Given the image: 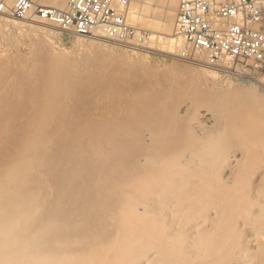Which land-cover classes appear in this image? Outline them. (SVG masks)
Returning a JSON list of instances; mask_svg holds the SVG:
<instances>
[{"label":"rangeland","instance_id":"1","mask_svg":"<svg viewBox=\"0 0 264 264\" xmlns=\"http://www.w3.org/2000/svg\"><path fill=\"white\" fill-rule=\"evenodd\" d=\"M23 24L43 26L37 22ZM134 27L141 29L139 26ZM52 28L55 31L52 30L51 34L43 36L29 35L17 29L2 31L0 28V75L5 74L12 81H6L10 80L7 77L4 80L6 82L1 83L0 86V90L4 92L1 96L0 91V133L3 132L0 134V174L5 172L2 168L5 162L11 159L10 150L14 149L11 157L15 159L19 153L16 152L18 148L24 146L23 142L24 155L16 159L15 163L18 165L25 163L28 166L24 190L34 198V202L47 200L52 205L55 203L58 205L63 188L70 181L74 183L71 189L72 200L81 187H84V183V188L92 184L88 185L89 189L94 184L98 185L100 188L96 197L102 200V198L107 199L101 195L105 192V188L107 192L111 191V188H116L111 191L114 194L118 190V182L123 183L128 175H131L129 173L132 171L127 170L128 168L124 173H119L117 170H120L126 159L132 161L131 158L137 154V149L143 150L149 145L156 148V145L162 144V150L167 149L168 152H172L175 150L170 148L174 146L173 144H177L174 147H177L178 151L180 145L186 142L192 144L206 142L217 146L218 161L219 156L222 155L226 158L236 156L238 162L234 166L237 170L234 168V174L228 181L215 182L210 190L207 189L205 182L208 177L210 179L209 173L205 176L198 170L189 172L188 179L182 182L186 192L198 190L212 194L214 204L217 206L212 205L211 200L207 202L214 208L216 206L218 211L221 210L218 209L220 206L223 210H232L227 211L228 213L224 210L226 214L220 213L219 215L222 216L218 217L219 220L217 219L215 224L204 226L205 231L202 230L194 239L197 246H194L193 242V249L199 248L200 253L203 251L206 254L202 257L207 261L212 259L211 262L215 264L216 260L219 264L227 258L223 260L222 264H224L232 251L231 256L239 252V248L236 247L243 245L242 242L247 238V234L249 236L256 229L258 230L255 232L256 236L259 235L256 238L264 245V211H261L263 212V215L259 216L261 218L256 216L254 220L243 222V228L241 222L244 213L238 220L240 215L238 213L246 209L243 210L244 206H264V93L261 91L263 87L261 88L259 84H264V70H258L252 61H248L251 63L250 67L256 69L258 77L257 84L253 82L250 87L245 86L231 71L225 73L217 71L223 77L214 88L210 89L204 87L201 81L204 78L200 76L199 79H202L199 81L193 74L192 69L201 68L197 65L203 60L201 58L196 57L195 64L183 61L178 53L167 57L157 51L131 53L128 50L117 49L103 40L69 35L55 27ZM92 39L106 44L116 52V55H110L108 51L92 46L88 43ZM40 40L45 43L44 46ZM135 55L142 59H134ZM129 60H135L133 67L130 65L124 67L123 62ZM51 74L56 76V86H60V89L44 95L42 85L51 79ZM12 77L18 81L14 82ZM7 92L10 93L7 95ZM203 112L207 114L208 120L200 129L198 124ZM136 134L140 135L142 145L136 147L130 145L125 155L122 152L115 158L110 156L111 152L112 155L114 154V148L119 149L122 146H119L118 141L133 142L132 138ZM115 143L118 147L114 145ZM163 146H167L170 151ZM69 147H72L71 162H68L69 158L65 156ZM90 147L92 150H89ZM93 151L103 153L102 158L97 159L95 157L97 152L93 155ZM84 153L87 155L86 158ZM205 167L208 171L207 165ZM120 189L127 190L126 185L122 184ZM7 198L6 191L1 189L0 201ZM197 203L200 207H197ZM197 203L191 204L196 205L192 207L195 212H191L188 208V215L194 216L198 212L200 214L197 215L207 216L210 210L208 207L211 208V205L205 206L204 202L202 205V202ZM226 204L229 206L225 207ZM230 204H239L242 210L237 205L230 207ZM47 207L48 205L45 206ZM192 208L191 210L194 211ZM236 208L239 211H236ZM14 209L13 206L4 208L2 214L10 216ZM90 210V213H96L95 208ZM230 212L234 213L235 217H231ZM49 217L52 219L51 215ZM230 218L233 222H230ZM173 219L168 220L169 227L183 226V223L178 222L183 220ZM84 220L86 219H78L79 227L76 232L72 231L74 240L72 249L80 250L87 243H80L77 240L84 228L82 225ZM97 222H101L100 225ZM250 223H253V228ZM257 223L261 227H257ZM105 224L106 220L102 218L94 221L92 232H99L100 235L105 234V231L108 237L109 234L104 229ZM100 236L97 242L101 241V238L105 239ZM173 241L171 243L175 244V240ZM238 242L241 244L239 245ZM185 244L187 245L186 242ZM261 244V250L258 249L259 247H253L258 250L253 248L249 250L255 251L254 255L263 252L261 254L264 256V248H262L264 246ZM206 250L208 253L205 252ZM249 250L245 251L246 256H249L248 253L252 255ZM205 259H198L195 263L201 264Z\"/></svg>","mask_w":264,"mask_h":264},{"label":"bare ground","instance_id":"2","mask_svg":"<svg viewBox=\"0 0 264 264\" xmlns=\"http://www.w3.org/2000/svg\"><path fill=\"white\" fill-rule=\"evenodd\" d=\"M37 1L41 5L52 7L60 11L66 10L69 3V0ZM179 3L180 0L131 1L127 11L128 22L133 27L139 26L141 28L140 30L145 31L148 35V40L146 42L147 50L133 51L131 53H152L153 51H157L166 57L174 55L175 53H178L179 56L181 55L185 48V40L176 33ZM23 23L24 22L0 15V28H2V31L6 29H17L24 31L29 35L38 34L39 36H43L51 34L50 32L54 30L52 26H38L34 24ZM93 39L101 41L103 40L102 38ZM93 39L88 43H90L92 46L108 51L107 53L110 55H116V52L111 50L106 44ZM42 42L41 44L44 46L45 43ZM104 42L107 43L106 41ZM111 46L126 51V49L123 47L115 45ZM198 58L203 59V57ZM134 59L138 60L142 59V57H137L135 55ZM133 61L135 60L123 62L122 65L124 67L128 65L133 67ZM202 61L198 63L196 62L201 68L195 70L192 69L194 71L192 72L195 76H197L198 79L200 76L204 78L205 81L201 80L202 78L199 79V81L201 80L203 82L205 88H214V86L219 83L220 78L223 77L220 73H225L226 71L219 70V73L215 70H211L207 68L202 63ZM250 64L251 63L248 62H241L235 65L233 71L236 73L235 75L238 77V79H240V81L247 87L252 86L254 84L253 82L256 84L258 82L256 69L253 66V68L250 67ZM10 76H12V74ZM55 77V75L51 74V79H48L42 85V92L44 95H49L53 90L60 89V86H56L57 78ZM6 78L10 79L9 76H6L5 74L0 75V86L3 82H12L11 79L4 81ZM13 79L14 82L18 81L15 80V78ZM259 84L261 88L263 87V89L260 90L264 93V84ZM1 92L2 96L4 92ZM8 93L10 92H7V95ZM200 119L201 121H199L198 126L200 129H202L204 123L208 120L207 114L203 112ZM123 138L126 140L125 137ZM123 138L122 140H124ZM132 141L133 142H123L121 140L118 141L120 143L119 146H122L119 149L114 148V154L112 155L111 152L110 156H114L115 158L116 155L122 154V152L125 155L127 154V150L130 145L132 147H136L143 144L139 134L133 136ZM22 144L25 146V143L22 142ZM22 144L18 143V145L21 146ZM114 145L117 146L116 143ZM173 145L176 146L177 144ZM24 146L22 148H18L19 150L16 152L19 153L15 159H12L11 157V153L13 152L12 150L14 149L10 150V161L12 163L9 160V163L5 162V166L2 167L4 168L5 172L0 174V190L2 189L3 191H6L8 196L7 200L4 199L0 201V264H196V260H202V258L205 259V257H202L204 252L202 251L200 253L198 247V249L196 248L198 251L193 249L195 245L197 246V244L194 242V239H196V237L199 236V233L204 230V226L214 223L220 216L219 214L223 212L225 213L226 209H224V211L220 206L218 209H221L220 211L222 212L218 211L216 209L217 205L214 204L215 202L213 201L214 197L212 198L213 195L210 193L208 194L206 191L203 192L198 190H189L186 192L182 182L186 181V179H188V175L193 171H201V174H204L205 176H208L209 173L210 179L208 177L207 181L205 182H207V189L210 190L215 182L219 181L220 183H224L228 181V179L234 174V166H236L235 163L238 162V158L236 156L229 157L228 155L227 156L229 158H226L222 155L221 157L219 156L220 160L218 161L217 146L208 144L206 142H200L196 144L186 142L180 145L178 151L176 149L177 147H170L175 149L174 151L177 153H174V151L171 152L167 146L163 147H165V149L168 148L170 152H168L167 149L162 150V144H160V146L156 145V148H154L155 146L150 147V145H145V149L142 150L141 148L137 149L138 151L136 150L137 154L131 158L132 161L129 162L126 159L122 165L123 168L121 166L120 170H117L119 173H124V171H126L125 169L128 168L127 170L132 172L129 173L131 175H128L129 177H127L123 183L118 182V190L114 194H112L111 191L115 190L116 188H111V191L108 192L105 188V192H102L101 195H104L103 197H107V199L102 198V200H98V197H96L97 192H99L98 189L100 188L98 185L94 184V186L90 187L89 189L87 188L89 185L88 184L86 186L87 190H85L86 188H84V183V187H81L77 196H75L72 200L71 189L74 183L70 181L64 186V191L61 195V200L58 205L56 203L52 205L51 203H48L47 200L34 202V198H31L28 195V192L24 190V182L28 175V166L25 163H20L19 165L15 163L16 159L24 155ZM65 146L67 145L65 144ZM21 149L23 150L20 153ZM95 149L97 148L95 147ZM95 149L93 148V150ZM89 150H92L91 147ZM7 151L8 150H6V152ZM66 152L65 156L69 158L67 159L68 162H71L72 147L66 149ZM95 153L93 155L97 154L95 156L97 159L102 158L101 156L103 153ZM84 155L86 154L84 153ZM6 156L8 157L7 154ZM86 157L87 155L85 158ZM117 159L118 158H116V160ZM107 161L109 162V160ZM114 162L115 160L113 163ZM102 163H99V165L103 166L105 162L103 165ZM206 165L208 167V171L206 170ZM235 170H237V168H235ZM108 179L109 178H107V180ZM122 184L126 185L127 190L122 191L120 189ZM91 185L92 184L89 186ZM208 200H211L210 202L213 201L212 205H216L215 208L212 207L211 203L207 202ZM195 202H199V204L202 202L201 205L204 202L205 206L211 205V208L208 207L210 210L209 213L206 214L207 216L197 215L200 214L198 212H196V215L194 216L188 215V208L191 212H195V209L192 207H196V205H191ZM205 202H207V204H205ZM46 205H48L47 208H45ZM231 205L232 204H230V207H232L234 204L232 206ZM10 206L15 208L13 213L10 216H4L2 214L3 209ZM205 206L204 208H206ZM224 206L228 207L229 205L227 206L226 204ZM197 207H200L198 203ZM254 207H256V205L244 206L243 210L246 208V211L244 210L242 213L237 212L240 214L238 215V220L244 213V217L242 216L243 221L241 222L242 228L244 227L243 222L245 223V221L248 222V220H254L256 216L259 217L263 213L261 211H264V206H259L256 208ZM91 208H95L96 213H90ZM191 208L194 211H192ZM240 209L242 210V208ZM196 210L199 209L196 208ZM229 210L231 209H228L227 211L229 212ZM236 211H239V209L236 208ZM234 213L230 212L229 215L232 214V217ZM50 215L52 216V219H50ZM81 216L88 218H83ZM258 217L257 220L261 218ZM100 218L106 220V227L104 229L108 232L109 236L106 237V232L102 230L105 234L101 233L100 235L105 237V239L101 238V241L97 242V238L100 236L99 232L93 233L91 227L93 226V222L99 221ZM173 218L175 220L177 218V221L183 220L184 222L178 221L179 224L180 222L183 223V226L179 228L175 227V225V228L169 227L168 224L170 225V223H168V220H172ZM78 219H86L82 222L84 228L77 237V240L80 243H87L84 244L83 248L80 250H78V248L72 249V245L74 244V240L72 239V231H77L79 227V223L77 221ZM176 222H174V224H176ZM230 222H233L232 218H230ZM234 222L236 223L235 220ZM97 223L100 225L101 222ZM161 224H164L165 226ZM250 224L253 228V223ZM257 227H261V225L259 226L258 224ZM251 229L249 230L251 231ZM256 231L258 230L256 229ZM256 231H251L253 235L249 234L248 236L247 234V238H245V240L242 239L243 242L238 237L239 241L243 243V245H240L241 243L238 242L240 246L237 244L239 247L236 248H239V254L237 251H235L237 254L231 256L233 251L232 254L228 252L230 256L228 255L229 259L228 261L226 260L227 262L224 264H264V256L261 254L263 252L260 253V256L258 254L259 252L256 251V254L258 255L255 256V251L252 250L251 252V250H249V248L253 247H259L258 249L261 248V243L259 242L261 240L258 241L256 238L259 236H256ZM173 240H175V244L171 243L174 242ZM200 245L199 247L203 248V246ZM202 248H200V250H202ZM247 250H249L252 255L248 253L249 256H246V253L248 252ZM245 251L247 252L245 253ZM205 252H207V250ZM205 255L206 254H204V256ZM211 260L212 259L208 261L206 260L207 263H205L206 261L203 262L204 264H215L214 262H211ZM223 260L219 264H222ZM215 262L218 264L217 260Z\"/></svg>","mask_w":264,"mask_h":264},{"label":"built area","instance_id":"3","mask_svg":"<svg viewBox=\"0 0 264 264\" xmlns=\"http://www.w3.org/2000/svg\"><path fill=\"white\" fill-rule=\"evenodd\" d=\"M131 1L69 0L60 11L37 0H0V15L146 51L147 33L128 22ZM176 33L185 40L179 56L185 62L203 57L207 68L233 72L235 65L252 61L264 70V0H180Z\"/></svg>","mask_w":264,"mask_h":264}]
</instances>
